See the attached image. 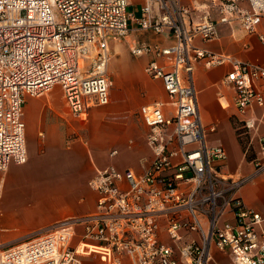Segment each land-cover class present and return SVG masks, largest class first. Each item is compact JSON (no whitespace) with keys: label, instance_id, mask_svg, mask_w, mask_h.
<instances>
[{"label":"built area","instance_id":"built-area-1","mask_svg":"<svg viewBox=\"0 0 264 264\" xmlns=\"http://www.w3.org/2000/svg\"><path fill=\"white\" fill-rule=\"evenodd\" d=\"M130 1L0 0V171L27 160V97L58 85L71 115L84 118L91 107L110 101L111 38L133 31L172 38L167 45L129 47L131 56L148 58L144 73L161 80L167 95L138 110L148 128L149 167L140 175L112 165L97 169L87 181L96 194L94 211L0 251V264H82L81 242L104 247L111 264H212V247L227 253L228 264H264V215L240 196L243 186L264 177V115L253 113L264 109L258 87L264 66L195 44L215 41L219 25L234 23L264 43L258 31L264 0H144L139 16L127 11ZM197 62L230 65L223 83L234 92L237 135L257 138L250 174H223L226 152L206 140L216 128L200 119Z\"/></svg>","mask_w":264,"mask_h":264},{"label":"crops","instance_id":"crops-1","mask_svg":"<svg viewBox=\"0 0 264 264\" xmlns=\"http://www.w3.org/2000/svg\"><path fill=\"white\" fill-rule=\"evenodd\" d=\"M218 31L215 41L196 40L195 44L213 53L264 66V43L256 35L246 34L238 23L219 25ZM258 31L264 34V19ZM147 35L150 43L172 42L170 35L143 31L108 41V72L113 80L110 101L104 106L91 107L84 118L71 115L62 92L59 94L56 87L43 97L25 99L24 133L25 136L32 133L37 141L31 154L25 141L24 164H10L7 170L0 171V251L60 220L94 211L96 194L87 181L97 169L112 165L120 171L130 170L140 175L149 167L151 153L145 142L148 128L138 110L144 104L167 101V95L161 80L144 73L148 58L133 57L129 52L131 45L148 43L140 40ZM133 59L135 64L131 62ZM229 70V64L207 67L197 62L193 79L201 122L216 128L214 133L206 134V140L222 146L227 155L221 171L240 176L250 174L253 167L233 124V119L237 122L234 92L223 83ZM258 87L264 93V85ZM253 113L260 117L264 109L254 108ZM249 141L253 151L257 150L256 135L250 136ZM114 150L116 154L111 156ZM240 196L246 206L264 215V177L243 186ZM77 242L75 239L73 243ZM210 251L212 264L229 263L226 252L215 247ZM77 254L82 264H111L108 251L97 244L81 242Z\"/></svg>","mask_w":264,"mask_h":264},{"label":"rangeland","instance_id":"rangeland-1","mask_svg":"<svg viewBox=\"0 0 264 264\" xmlns=\"http://www.w3.org/2000/svg\"><path fill=\"white\" fill-rule=\"evenodd\" d=\"M143 1L144 0H132V1H130L129 6L127 7V11L130 12V13H133L135 16H139L141 14L140 5L143 3ZM200 1H203V0H200ZM140 40H143L145 42H150V36L147 35V36H145L143 38H140ZM134 60L135 59L131 60V62H133L135 64V61ZM139 62L140 61H138V63ZM113 77H114V75H113ZM55 87L58 89L59 94H61V89H60V87L58 85H55L48 93H50ZM48 93H46V94H48ZM144 94L146 95V93H144ZM142 96H143V94H142ZM233 124H234V127L236 128V133L238 134V132H239L237 130V128H238V122H236L233 119ZM25 141L27 143V148L29 150V153L31 154L34 151L33 146H34V143H36L37 139H36L35 135H33L32 133H30V134L27 133V135L25 136ZM248 144H249V148H248V152L246 153V155L247 156L248 155L251 156V159H252L253 156H254V151H253V148L250 145L249 137H248ZM242 148L245 151L246 148L244 149L243 145H242Z\"/></svg>","mask_w":264,"mask_h":264},{"label":"trees","instance_id":"trees-1","mask_svg":"<svg viewBox=\"0 0 264 264\" xmlns=\"http://www.w3.org/2000/svg\"><path fill=\"white\" fill-rule=\"evenodd\" d=\"M240 143L243 145L244 149L249 148L248 145V138L246 136L240 137L239 138ZM248 158H251V156L248 155Z\"/></svg>","mask_w":264,"mask_h":264}]
</instances>
